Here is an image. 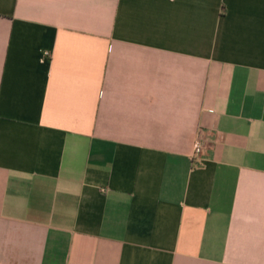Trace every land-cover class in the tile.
Listing matches in <instances>:
<instances>
[{
    "label": "crops",
    "instance_id": "1",
    "mask_svg": "<svg viewBox=\"0 0 264 264\" xmlns=\"http://www.w3.org/2000/svg\"><path fill=\"white\" fill-rule=\"evenodd\" d=\"M0 264H264V0H0Z\"/></svg>",
    "mask_w": 264,
    "mask_h": 264
},
{
    "label": "built area",
    "instance_id": "2",
    "mask_svg": "<svg viewBox=\"0 0 264 264\" xmlns=\"http://www.w3.org/2000/svg\"><path fill=\"white\" fill-rule=\"evenodd\" d=\"M203 148V141L201 137H198L194 142V154L198 155L201 153Z\"/></svg>",
    "mask_w": 264,
    "mask_h": 264
}]
</instances>
